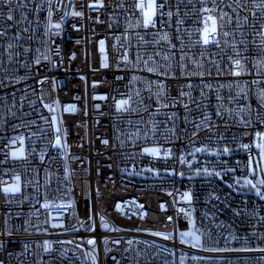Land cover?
<instances>
[{"label":"built area","instance_id":"1","mask_svg":"<svg viewBox=\"0 0 264 264\" xmlns=\"http://www.w3.org/2000/svg\"><path fill=\"white\" fill-rule=\"evenodd\" d=\"M149 1L0 0V264H264V0Z\"/></svg>","mask_w":264,"mask_h":264},{"label":"rangeland","instance_id":"2","mask_svg":"<svg viewBox=\"0 0 264 264\" xmlns=\"http://www.w3.org/2000/svg\"><path fill=\"white\" fill-rule=\"evenodd\" d=\"M144 8V16H145V23H148L153 16L155 15L156 11V4L154 0H150L147 4L143 6ZM216 29L215 23H212L210 27L206 28L204 31V38L206 40L207 35L209 32H214ZM260 138L255 137V143L254 145H251V147L254 148L256 151L255 157L250 160V174L248 176L238 177V181L247 183L251 187H255V191H247L245 193L255 195L261 199H264V131L259 132L258 134ZM248 146V145H247ZM247 146H208V147H202L195 150L189 151L185 157V159L188 160V165H193L199 158L208 156V155H232L238 153L241 147H247ZM146 152L149 155L152 156H159L161 153L157 148H148ZM19 152H17V156H19ZM15 154V155H16ZM125 173H129L131 176L137 178V179H151V178H157L160 176H163L164 174H167V170H161V169H155L150 167H142V168H136L135 166H129L123 170ZM194 175L195 174H206L209 173V170L205 169H199L196 168L192 170ZM234 192H241L237 187L232 188ZM187 234L191 235L193 238H195L197 241H199V234L195 232V226L193 222L190 224V231L187 232Z\"/></svg>","mask_w":264,"mask_h":264},{"label":"water","instance_id":"3","mask_svg":"<svg viewBox=\"0 0 264 264\" xmlns=\"http://www.w3.org/2000/svg\"><path fill=\"white\" fill-rule=\"evenodd\" d=\"M236 187L239 189V190H241V191H255V187H251L249 184H245V183H238L237 185H236Z\"/></svg>","mask_w":264,"mask_h":264}]
</instances>
